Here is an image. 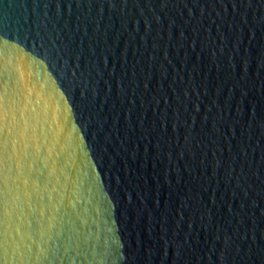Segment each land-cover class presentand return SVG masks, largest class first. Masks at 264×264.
<instances>
[{"label":"water","instance_id":"95a60500","mask_svg":"<svg viewBox=\"0 0 264 264\" xmlns=\"http://www.w3.org/2000/svg\"><path fill=\"white\" fill-rule=\"evenodd\" d=\"M0 264H264V0H0Z\"/></svg>","mask_w":264,"mask_h":264}]
</instances>
